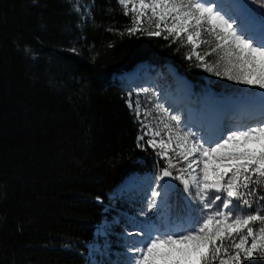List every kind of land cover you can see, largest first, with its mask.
Here are the masks:
<instances>
[{"label":"trees","instance_id":"obj_1","mask_svg":"<svg viewBox=\"0 0 264 264\" xmlns=\"http://www.w3.org/2000/svg\"><path fill=\"white\" fill-rule=\"evenodd\" d=\"M81 1L84 17L76 0H0V264H88L97 227L123 216L108 194L148 171L151 151L117 75L144 62L193 89L206 76L182 36L148 34L155 19L129 35L118 0ZM251 188L239 210L264 214Z\"/></svg>","mask_w":264,"mask_h":264},{"label":"snow or ice","instance_id":"obj_2","mask_svg":"<svg viewBox=\"0 0 264 264\" xmlns=\"http://www.w3.org/2000/svg\"><path fill=\"white\" fill-rule=\"evenodd\" d=\"M118 2L124 9V15H128L129 11L133 14L132 27L127 30L129 35L141 31L145 21L151 24L155 19V27L161 30L149 31V35L160 36L166 31L168 36L179 39L183 33L187 43L193 45L196 59L204 63L206 71L217 76L223 74L238 84L264 90V31L259 37L249 34L235 17L223 13L213 0ZM204 33L212 37L214 43L210 44L209 51L200 55L195 52L199 43H209L201 39ZM214 53L222 55L214 64L205 62V57ZM221 61L223 73L220 71ZM129 107H132L131 103ZM135 111L139 118L141 111L138 104ZM164 115L168 122L160 123L166 130L167 140L162 137L159 127L153 128L143 122V127L148 131L138 140H144V136L150 134L147 144L160 148L157 154L168 162V168L163 170L161 178L179 180L186 192L194 187V199H198L203 208L209 211L202 220L193 219L186 231L155 236L146 234L139 242L140 246L130 249L132 256L128 264H244L249 260H264V214L256 210L246 215L233 212V209L241 206L252 208V201L247 197L254 195L256 189H252L251 185L264 189V124L234 130L213 146L209 141L200 142V139L185 131L177 116H168L166 112ZM157 137L161 139L157 141ZM173 155L185 166L177 167ZM169 169H175L178 174L173 175ZM241 189L245 191L241 192ZM212 191L226 193L222 209L228 211H211L215 201L221 200L220 195L210 198L208 193ZM159 197L160 191L151 192L148 211L157 207ZM259 199L264 201V195ZM233 200L240 201V204L234 205Z\"/></svg>","mask_w":264,"mask_h":264},{"label":"rangeland","instance_id":"obj_3","mask_svg":"<svg viewBox=\"0 0 264 264\" xmlns=\"http://www.w3.org/2000/svg\"><path fill=\"white\" fill-rule=\"evenodd\" d=\"M230 1H227L228 4L225 3L227 6L223 7H221L222 5L220 6L218 2H213L219 6L220 10L223 13H227L235 17L237 22L239 23L238 20L240 16L238 17L239 14L237 15L238 11H236V9H233V7L230 5ZM235 1L237 2V5L243 7L242 9H245L248 13L251 11L250 8H252L255 12L264 16V0ZM76 2H78L77 6L75 7L76 11L83 13L82 17L86 16L88 14L87 7L84 5V3H82L81 0H76ZM131 7L132 6L130 4L129 9H131ZM237 9L241 8L237 7ZM150 14L151 13L149 12V15ZM262 20L263 19H254V22H262ZM242 24H244L243 21ZM248 33L250 34V32ZM181 36L183 37V39H181L180 42L186 49L191 48V55L192 57H195L193 45L187 43L185 34L181 33ZM203 37H208L210 42L214 43L212 37H210L207 33L202 34L201 39ZM205 46L209 47L208 44H206ZM204 51L205 49L203 44L199 43V47L195 49V52H198L200 54L204 53ZM219 55H222V53H215L214 55H212V57L214 56V59L206 60L207 63L214 64L217 61ZM139 65H141V67L138 68L139 70L136 69L137 72L135 76L131 75L129 78L126 73H122L117 75L116 79L121 82L123 84V87L127 90L128 97L130 99L129 101L132 104L131 108L135 112V115L137 104L140 107L141 115L139 118H137V121L138 123H140V127L142 130L141 135H144V133L148 131L147 128L143 127V124H149L153 128L159 127L162 137L167 140L166 130L160 123L161 121L168 122L167 117L164 115V112H166L168 116H177L181 121V127L185 131L190 132L193 136L200 139V142H205L200 137V135L204 132L201 133L200 130L195 129L193 131H190L191 124L188 126L185 125V121L188 120L189 115V113H187L188 104H181L183 106L177 107L178 109L174 108L175 105H173L172 107V104H170L168 108L164 106L167 103L169 104V101H171V97L169 98L166 96V98L165 96H163L165 94H168L167 92L172 90L173 95L177 94L178 96H180V94H178L179 91L174 90L176 79L173 77V71L171 67L166 64L161 66L151 65L147 63ZM201 68L202 69L200 71L205 73L206 76L202 78V81L200 83L198 82V88L193 89V96L190 101V103L194 102L192 103V105L200 106V104H210V101L213 100L211 102V106L207 107L212 108L214 107V105H218L219 108L221 103L225 105V103L227 102L236 100L237 97L244 98V94L246 92H257V89H259L250 87L248 85L238 84L233 80H228L223 74L217 76L213 72L206 71L204 65H202ZM198 69L199 68H196V70ZM220 71L223 73V61H221ZM189 86L191 87L190 84ZM162 96L163 100L162 102H160L159 99ZM223 97H229V99L221 102ZM157 105H159L160 107L157 108ZM161 109H163L164 111L161 112ZM237 110H239V108H237ZM185 112L187 113L186 116H184ZM145 113H150V115L146 116ZM191 121L193 122L192 119ZM261 124H264V122ZM228 131V129H224V133L222 132L224 137L221 136V133L218 138H220V140L222 141V139L230 133ZM149 138L150 134L144 136V140L141 141L151 151V158L149 161L150 169L142 173L131 174V176H129L131 177L129 181H125L123 184H121V186H117L111 193L108 194V197H113L116 199V201L118 202V208L116 209L122 210L124 214L122 217L113 215L111 220L105 219L97 227L94 233V237L89 242L88 246V254L90 257V261L88 264H128V260L132 256L130 249L140 246L139 242L144 239L146 234L155 236L172 231H186L188 227L193 223V219L202 220L205 214L209 211L203 208V205L199 202L198 199H194L195 188L193 187L190 192H186L184 190L183 184L180 183L179 180H175L177 190L179 192L168 193L167 197L162 200H158L159 198H157V207L152 208L151 211H148V204L151 200V192L153 190L157 191L158 184L161 181V170L168 168L167 159L157 154L161 151V149L153 148L147 144V140ZM156 139L157 141H159L161 137H157ZM169 154L172 155L171 152ZM173 162L177 164V167L185 166L182 162H178V158H176L174 155ZM169 170L173 172V175L178 174L175 169ZM227 179L228 177L225 178V180ZM133 180L136 181L132 183ZM126 182L127 185H125ZM208 195L210 198L216 195L221 196V200L215 201V204L211 211H215L217 209L228 211L222 209V203L226 198V193L217 194L212 191L209 192ZM232 203H235V205L240 204V202L236 200H233ZM241 207L233 209L234 214L246 215L248 213L247 211H240L239 209ZM155 223L160 224L162 229L157 230V227L154 225ZM108 230L115 233V236L117 238L112 237V239L111 236L107 234ZM109 249H114L115 252L111 254L109 253ZM108 261L111 262L109 263Z\"/></svg>","mask_w":264,"mask_h":264},{"label":"bare ground","instance_id":"obj_4","mask_svg":"<svg viewBox=\"0 0 264 264\" xmlns=\"http://www.w3.org/2000/svg\"><path fill=\"white\" fill-rule=\"evenodd\" d=\"M227 1H230V0H227ZM227 1L226 0H219L218 3L222 2L223 5L221 7H223V6H227L226 5V4H228ZM230 5L233 7L234 10L236 9V11H238L237 15L239 14L238 17L240 16L238 21L243 26L245 31L250 32V34L254 33L252 35L259 37L261 32L264 31V29H263L264 27H261L260 25H258L257 23L254 22L256 15H254V13L251 11L248 13L245 9H242L243 7L237 5V2L235 0H231ZM237 7L241 8V9H237ZM249 15H251L254 18L251 20L249 18ZM242 21L244 24H242ZM140 67H141V65H137L136 68L130 74L126 73L127 76L129 78L131 75L135 76L137 70H139L138 68H140ZM173 77L176 79V85H177L176 91H180L181 93H183L184 90L186 89V85H189L188 81L185 80L183 77L174 73V71H173ZM130 81H131V79H130ZM257 91H259V93H264V90H262V89L261 90L258 89ZM163 96L166 97L167 95L165 94ZM163 96L159 99L160 102H162ZM173 96H174L173 98L170 96L171 101H169V104L167 103L164 106H166L168 108L170 106V104H172L171 105L172 107H173V105H175V107H174L175 109H178L177 107H182L184 105V103L180 102L179 98L177 97L178 95L174 94ZM247 100H248V102H240L236 98V100L227 102V103H225V105L223 103H221L219 108H218V105H216V106L214 105V107L209 108L212 104L211 103L213 101L212 100V101H210V104H207V106H209V107L205 106L206 104H203L202 118H200L199 121H197L198 122L197 125H194L191 123H186V125L188 126L191 124V126H190L191 130L190 131H193L194 129L201 131L202 128L206 127V130L201 131V133L202 132H204V133H202L200 135V137L203 141H209L214 146L215 143L221 141L220 138H218V137L221 135V133L223 132L224 129H228L229 130L228 132L231 133L232 131L235 130L233 128H236V130H241V129H245V128L250 127V126H256V125L264 122V98L262 97V95L256 94L254 97L249 98ZM192 103H194V102H192ZM179 104L180 105L183 104V105L180 106ZM237 108H239V110H237ZM192 113H193V110L190 109V114L192 115ZM210 113H214V115L209 116ZM192 126H193V128H192ZM223 133L221 136H223ZM206 146H207V144H206ZM130 179H131V177H128L126 180H124L119 185L121 186V184H123L127 180L129 181ZM135 181L136 180H133L132 183H134ZM132 183H130V184H132ZM119 185H118V187H119ZM125 185H127V182L125 183ZM157 191L161 192V197H159V200L166 198L168 195V193L165 190V187L161 181L158 184Z\"/></svg>","mask_w":264,"mask_h":264},{"label":"water","instance_id":"obj_5","mask_svg":"<svg viewBox=\"0 0 264 264\" xmlns=\"http://www.w3.org/2000/svg\"><path fill=\"white\" fill-rule=\"evenodd\" d=\"M163 170L164 169L161 170V177H162V174H163ZM161 182L163 183V185H164V187H165L167 192H172L177 187L176 181L173 180L171 177H163V178H161ZM168 186H171V187H168ZM217 194H219V193H217Z\"/></svg>","mask_w":264,"mask_h":264}]
</instances>
